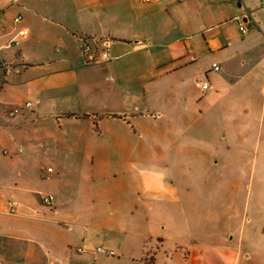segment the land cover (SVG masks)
<instances>
[{
  "label": "crops",
  "instance_id": "0c3cea01",
  "mask_svg": "<svg viewBox=\"0 0 264 264\" xmlns=\"http://www.w3.org/2000/svg\"><path fill=\"white\" fill-rule=\"evenodd\" d=\"M245 12L250 18L242 33L233 18ZM81 37L110 39V61H88ZM203 82L209 88L202 89ZM157 99L162 104L155 106ZM217 104L224 129L216 138L224 143L195 130ZM15 107L19 111L9 115ZM140 117L158 127L178 117L185 124L180 137L203 142L194 160L182 165L185 192L176 191L174 199L148 197L146 212L129 208L128 200L141 202L144 186L130 161L126 185L108 187L93 162L69 166L47 146L112 134L116 123L133 133ZM240 118L243 127H235ZM112 136L116 141L117 133ZM242 139L259 159L260 176L264 0H0V264H170L169 233L156 223L155 202L163 210L177 208L186 220L180 200H193L189 188L204 185L205 196L219 200L213 153L225 164L249 148L241 149ZM47 158L58 164L56 171L44 167ZM174 182L167 181V194ZM44 195L52 196L51 204ZM11 200L17 202L13 210ZM258 222L246 231L249 242L264 236V219ZM98 246L114 255L96 252ZM239 248H232L237 260Z\"/></svg>",
  "mask_w": 264,
  "mask_h": 264
},
{
  "label": "rangeland",
  "instance_id": "374dc122",
  "mask_svg": "<svg viewBox=\"0 0 264 264\" xmlns=\"http://www.w3.org/2000/svg\"><path fill=\"white\" fill-rule=\"evenodd\" d=\"M158 85L164 86L167 83ZM261 101L262 99L257 104L258 107ZM159 102L153 104L155 106L162 104ZM217 108L218 104L210 109L203 123L195 125V130H200V134L206 133L214 143H224L220 138H216L218 136L216 133L224 129L223 122L216 117ZM138 121L139 124L133 126V133L124 125L116 123L110 126L112 134L104 133L82 142H66L64 148L68 149V152L61 145L56 148L52 142H47V146L54 152L57 160H66L69 166H74L76 162L91 166L93 162L95 168H101L99 178L105 181L106 177L108 187L115 181L122 186L126 185V172L130 161L136 179L138 177L137 182H144V186L140 192L141 202L128 200L129 208L139 209L141 213L146 212L144 206L148 201L143 204V200H153L148 197L161 200L160 196H168L174 199L178 197L176 191L178 194L181 189L185 192L179 181L181 177L187 175L182 171L185 167L182 165L194 160L192 156L198 154L203 142L191 136L181 138L180 133L185 124L180 123L178 117L174 118L172 125L162 124L163 119H158L162 124L160 127L156 126L154 123L156 121L150 117H140ZM241 123L240 118L233 125L240 128L243 127ZM96 130L99 132L96 127L93 132ZM116 133L117 140L113 141L112 135ZM237 142L240 143L241 149L249 147L244 139ZM73 149L77 152L72 153ZM79 149L82 152L78 153ZM131 149L135 151L133 155L130 153ZM239 152L238 156L229 157L225 164L221 163L218 152L213 153V161L217 160L216 164L211 166L214 168L213 186H216L219 200H210L207 195L205 196L204 185L200 188H189L187 193L192 194L193 200H180L187 209L186 220L181 218L177 208L172 211L163 210L160 203L155 202L156 223L162 221L159 226L162 228L166 225L163 230L169 233L167 235L170 251L168 250L167 254L170 264H264V236H254L251 242L245 238L247 229L256 228L258 220L264 219V180H258V177H264V173L259 176V159L250 147L245 152L243 150ZM253 164H256L255 169L252 167ZM57 165L56 162L49 160L44 167L50 166L56 171ZM164 168L171 177L167 176ZM172 179L175 182L172 191L167 194L165 187L167 181L171 182ZM202 179L201 177L200 180ZM129 198L132 199L133 196L130 195ZM213 210L217 212L214 218L210 217ZM242 222H245V227ZM239 229L243 243L239 241ZM27 234L31 235L28 230ZM237 245H242V248H239L238 260L232 250Z\"/></svg>",
  "mask_w": 264,
  "mask_h": 264
},
{
  "label": "built area",
  "instance_id": "2783aa9c",
  "mask_svg": "<svg viewBox=\"0 0 264 264\" xmlns=\"http://www.w3.org/2000/svg\"><path fill=\"white\" fill-rule=\"evenodd\" d=\"M145 1H151V0H145ZM250 18V15L248 12H245L243 14H238L234 16V20H236L239 24V30L242 33H245L247 31L246 27H245V21L248 20ZM20 17H17L16 20H19ZM20 35H26L27 34V30L26 29H21L19 31ZM81 52L84 55V57L88 60V61H101V62H106L108 63L110 61V53H109V44H110V39L108 38H102V39H98V38H84L81 37ZM101 44V49L100 51H97L96 47H98L97 45ZM59 47H57L58 49ZM2 66L7 70V68H9V66L6 63H2ZM212 68L214 70H219L220 66L217 65L216 63L212 64ZM109 79H113L112 76L109 77ZM202 89H207L209 88V85L207 82H203L201 85ZM32 103L31 102H26L24 104L25 107H31ZM19 111V107H15L13 110L9 111V115H14L15 113H17ZM50 170V169H48ZM43 201L47 204H51L52 202V196L51 195H44L43 196ZM9 206L11 208V210H13L16 206H17V202L14 200L9 201ZM96 252L101 253V254H106V255H114V251L107 249L103 246H98L96 247ZM81 251V250H80Z\"/></svg>",
  "mask_w": 264,
  "mask_h": 264
}]
</instances>
